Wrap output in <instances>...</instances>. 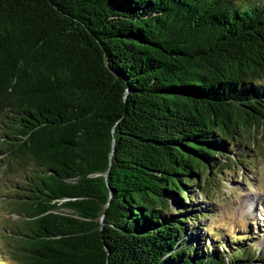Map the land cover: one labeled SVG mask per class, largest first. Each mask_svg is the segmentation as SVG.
Wrapping results in <instances>:
<instances>
[{"label":"trees","instance_id":"16d2710c","mask_svg":"<svg viewBox=\"0 0 264 264\" xmlns=\"http://www.w3.org/2000/svg\"><path fill=\"white\" fill-rule=\"evenodd\" d=\"M254 147L264 0H0V264H264L207 220Z\"/></svg>","mask_w":264,"mask_h":264},{"label":"rangeland","instance_id":"374dc122","mask_svg":"<svg viewBox=\"0 0 264 264\" xmlns=\"http://www.w3.org/2000/svg\"><path fill=\"white\" fill-rule=\"evenodd\" d=\"M251 158L242 167H237L232 175H224L220 183L212 185V196L215 217L208 219V230L211 234L218 231L222 235H231L234 230H245L251 223L256 229H264V151L254 147ZM256 150V151H255ZM13 178L7 177L0 169V239L11 236V229L19 225L13 213L11 192ZM216 230L217 232L214 233ZM258 231V235L261 233ZM10 241V240H8ZM11 243V242H10ZM257 250L264 253V233L260 242L255 244Z\"/></svg>","mask_w":264,"mask_h":264}]
</instances>
